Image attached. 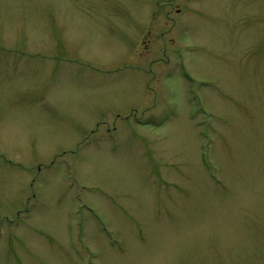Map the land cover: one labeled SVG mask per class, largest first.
<instances>
[{
    "label": "rangeland",
    "instance_id": "374dc122",
    "mask_svg": "<svg viewBox=\"0 0 264 264\" xmlns=\"http://www.w3.org/2000/svg\"><path fill=\"white\" fill-rule=\"evenodd\" d=\"M0 264H264V0H0Z\"/></svg>",
    "mask_w": 264,
    "mask_h": 264
}]
</instances>
